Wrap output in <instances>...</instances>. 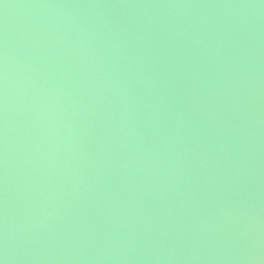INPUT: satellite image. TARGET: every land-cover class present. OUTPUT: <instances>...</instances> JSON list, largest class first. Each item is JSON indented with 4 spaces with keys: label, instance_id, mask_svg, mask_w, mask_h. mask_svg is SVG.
<instances>
[{
    "label": "water",
    "instance_id": "water-1",
    "mask_svg": "<svg viewBox=\"0 0 264 264\" xmlns=\"http://www.w3.org/2000/svg\"><path fill=\"white\" fill-rule=\"evenodd\" d=\"M0 264H264V0H0Z\"/></svg>",
    "mask_w": 264,
    "mask_h": 264
}]
</instances>
